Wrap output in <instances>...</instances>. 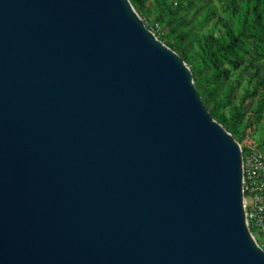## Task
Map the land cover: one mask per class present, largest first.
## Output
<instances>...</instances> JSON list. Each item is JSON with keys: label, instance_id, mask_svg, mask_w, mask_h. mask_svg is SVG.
I'll return each instance as SVG.
<instances>
[{"label": "water", "instance_id": "water-1", "mask_svg": "<svg viewBox=\"0 0 264 264\" xmlns=\"http://www.w3.org/2000/svg\"><path fill=\"white\" fill-rule=\"evenodd\" d=\"M0 264H264L239 142L130 0H0Z\"/></svg>", "mask_w": 264, "mask_h": 264}, {"label": "trees", "instance_id": "trees-1", "mask_svg": "<svg viewBox=\"0 0 264 264\" xmlns=\"http://www.w3.org/2000/svg\"><path fill=\"white\" fill-rule=\"evenodd\" d=\"M130 1L140 15L151 13L166 27L158 37L190 66L195 89L229 132L235 136L245 127L241 120L249 96L257 94L253 112L258 114L256 122L262 121L264 0H216L209 7L207 0ZM238 68L237 78L231 79ZM238 88L242 97L234 105L232 92ZM226 106H230L227 112Z\"/></svg>", "mask_w": 264, "mask_h": 264}, {"label": "built area", "instance_id": "built-area-1", "mask_svg": "<svg viewBox=\"0 0 264 264\" xmlns=\"http://www.w3.org/2000/svg\"><path fill=\"white\" fill-rule=\"evenodd\" d=\"M240 148L245 223L255 242L264 249V152L250 141L248 149L243 150L241 144Z\"/></svg>", "mask_w": 264, "mask_h": 264}, {"label": "rangeland", "instance_id": "rangeland-1", "mask_svg": "<svg viewBox=\"0 0 264 264\" xmlns=\"http://www.w3.org/2000/svg\"><path fill=\"white\" fill-rule=\"evenodd\" d=\"M149 1L150 0H146V4ZM215 1L216 0H207V2L205 4H206L207 7H209L212 4L216 3ZM201 3H203V1H201ZM188 16L192 17V10L188 11ZM140 17L144 21L145 25L151 31H153L157 37L158 36L160 37L161 35H163V33H165L166 27H164L161 24V22L153 16V14L146 12V13L140 15ZM191 22L195 23V20H192ZM161 41L164 43L163 40H161ZM238 71H239V68L236 69V73H231V75H230L231 79H236L237 78ZM232 93L235 96V99H233V101H235V102H233V103L231 102V104L235 105L236 102L238 103L240 101L239 99H240V97H242V92H241V89L238 88L236 91H233ZM256 97H257V94L253 95V96H249L247 99L244 100V109L245 110L243 112L244 115H243V118H242L241 121L245 124V127L243 128V130L241 132H238L235 135V139L242 145L243 150H246L247 143L250 141V142L253 143L254 147H257L262 152H264V141H263L264 132H263V129H262V127L264 128V118L262 119V121L260 123H257L256 122V116L258 114L253 112V109H254L253 107L257 105L256 104ZM211 100L212 99H210V101ZM229 109H230V106H226L224 108V111L227 112ZM260 113L262 115H264V107L261 108V112ZM261 125H262V127H261ZM246 141H248V142H246Z\"/></svg>", "mask_w": 264, "mask_h": 264}]
</instances>
